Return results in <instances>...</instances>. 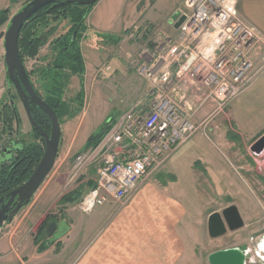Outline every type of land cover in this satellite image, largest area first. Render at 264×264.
I'll return each instance as SVG.
<instances>
[{"label": "rangeland", "instance_id": "rangeland-1", "mask_svg": "<svg viewBox=\"0 0 264 264\" xmlns=\"http://www.w3.org/2000/svg\"><path fill=\"white\" fill-rule=\"evenodd\" d=\"M30 1L0 0V10L9 9L11 19ZM179 6L180 0H99L92 8L86 20L91 29L80 43L86 63L84 83L80 75H74L64 86L63 98L69 103L73 117L63 118L58 157L50 173L52 180L45 184L49 175L39 188L52 187L58 180V188L48 199L47 212H56L58 199L70 189L79 184H85V190L92 187L88 181L96 177L95 165L81 169L77 158L92 149L86 147L87 141L107 119L119 115L141 94L145 95L146 82L136 72L135 60L158 35L176 34L170 21ZM9 21L0 28V59H3L4 40L1 33L7 31ZM147 23L153 25V30L140 34L138 29ZM54 24L52 21L51 25ZM71 26L69 19L61 20L57 32L41 48L39 56L25 62L28 71L35 70L31 79L43 96L45 83L49 81L43 73L56 55L51 42L66 34ZM115 37H120V41L113 40ZM106 62H111L115 69L109 78L98 73ZM83 87L84 97H80ZM0 88L2 104L10 102V95H17L13 101L23 121L19 135L32 140V126L15 86L5 77ZM209 107L210 112L198 118V121L208 120L204 127L148 180L159 186H172L175 181H171V176H176V188L181 191L192 225L198 228L196 264H210L211 253L233 247L247 252L248 264H264L260 253L264 242V149L260 153L251 150L264 134V69L225 106V112L211 115L214 108ZM231 131L239 138H230ZM232 204L239 208L245 226L219 238L210 237L209 215L222 212Z\"/></svg>", "mask_w": 264, "mask_h": 264}, {"label": "built area", "instance_id": "built-area-1", "mask_svg": "<svg viewBox=\"0 0 264 264\" xmlns=\"http://www.w3.org/2000/svg\"><path fill=\"white\" fill-rule=\"evenodd\" d=\"M238 0H180L176 34L162 33L135 60L146 82L142 99L111 118L102 141L77 158L79 168L94 164L96 177L78 206L85 213L112 200L125 204L160 171L194 134L209 105L211 115L247 89L264 69V35L238 12ZM148 34L153 25L138 29ZM111 62L99 75L111 77ZM12 135L0 123V152ZM90 182V181H88Z\"/></svg>", "mask_w": 264, "mask_h": 264}, {"label": "crops", "instance_id": "crops-1", "mask_svg": "<svg viewBox=\"0 0 264 264\" xmlns=\"http://www.w3.org/2000/svg\"><path fill=\"white\" fill-rule=\"evenodd\" d=\"M237 8L264 35V0H238ZM2 44L0 84L7 78L4 40ZM2 96L0 88V113ZM205 112H210L209 106ZM49 175L45 184L52 180L53 174ZM177 181L159 186L148 180L125 204L110 198L89 213L78 204L90 188L84 187L75 202L60 204L64 195L82 186L79 184L58 199L56 212L49 213L45 209L58 188L56 180L52 187L39 189L0 230V264H196L198 228L192 225ZM51 217L67 219L71 225L67 235L54 243L41 233Z\"/></svg>", "mask_w": 264, "mask_h": 264}, {"label": "trees", "instance_id": "trees-1", "mask_svg": "<svg viewBox=\"0 0 264 264\" xmlns=\"http://www.w3.org/2000/svg\"><path fill=\"white\" fill-rule=\"evenodd\" d=\"M94 5H80L77 2L56 7L47 5L36 12L25 23L20 34V56L24 62H27L28 59H34L39 56L41 48L57 32L61 20L69 19L72 23L70 30L66 34L53 39L51 42L56 55H54L53 61L48 65V70L43 73L44 78L49 79L45 83L46 95L43 96L39 89L36 88L38 94L56 111L61 124L64 117H73L69 103L63 98L66 82H68L70 76L80 75L84 83L83 76L86 73V63L80 43L86 38L85 33L88 31L86 20ZM9 19L10 10H0V28ZM52 21L56 22V24L51 25ZM4 34V32L1 33V36L3 37ZM113 40L119 42L120 37H115ZM28 72L31 77L35 70ZM79 96L84 97V87L79 92ZM16 97L17 95H10V102L2 104L0 113L3 132L13 136L10 146L0 152V199L30 178L45 150V139L40 131L35 128H32V140L30 141L19 135L23 121L18 105L16 103L13 105L11 101H15ZM31 108L37 123L50 134L52 122L49 116L34 104H31ZM109 119L102 124L99 131L89 137L86 144L87 148H95L102 141L111 127ZM229 137L236 139L239 138V135L231 131L229 132ZM171 181H176L175 175L171 176ZM89 184L92 186L94 182L90 181ZM84 187L81 186L75 191L64 195L60 200V204L78 200L83 193ZM55 219L56 217H51L50 220L45 222L41 229L42 234L45 233V228L49 222Z\"/></svg>", "mask_w": 264, "mask_h": 264}, {"label": "water", "instance_id": "water-1", "mask_svg": "<svg viewBox=\"0 0 264 264\" xmlns=\"http://www.w3.org/2000/svg\"><path fill=\"white\" fill-rule=\"evenodd\" d=\"M99 0H31L20 11L14 14L4 34L5 64L7 78L17 90L18 96L22 101L28 120L36 130L40 131L45 139V150L43 156L35 168L30 178L15 188L13 191L0 199V230L6 223L12 222L16 215L28 205L35 193L43 185L52 169L54 168L59 151L61 138V122L52 106L47 103L37 92L35 85L29 76L25 62L21 59L19 49V39L25 23L41 8L54 4L62 6L69 3H79L80 5H94ZM185 20L182 17L175 23H171L175 28H179ZM12 104L14 105V101ZM31 104L40 107L52 122L51 133L48 134L43 127L35 120ZM111 118L109 119V121ZM264 149V134L261 135L251 146V150L260 153ZM245 226L243 216L237 207L232 204L223 209L222 212L214 211L209 215L208 229L212 238H219L226 235L229 231H235ZM71 225L67 219L56 217L49 222L45 228V233L50 243H54L67 235ZM210 264H248L247 252L239 247L217 250L209 255Z\"/></svg>", "mask_w": 264, "mask_h": 264}, {"label": "bare ground", "instance_id": "bare-ground-1", "mask_svg": "<svg viewBox=\"0 0 264 264\" xmlns=\"http://www.w3.org/2000/svg\"><path fill=\"white\" fill-rule=\"evenodd\" d=\"M260 253L263 254V255H261V257H263L264 256V242L261 244ZM263 259H264V257H263Z\"/></svg>", "mask_w": 264, "mask_h": 264}, {"label": "flooded vegetation", "instance_id": "flooded-vegetation-1", "mask_svg": "<svg viewBox=\"0 0 264 264\" xmlns=\"http://www.w3.org/2000/svg\"><path fill=\"white\" fill-rule=\"evenodd\" d=\"M50 5H53L54 6V4H50Z\"/></svg>", "mask_w": 264, "mask_h": 264}]
</instances>
